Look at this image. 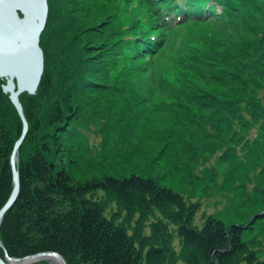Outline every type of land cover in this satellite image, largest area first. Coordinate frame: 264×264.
I'll return each instance as SVG.
<instances>
[{"label":"trees","instance_id":"16d2710c","mask_svg":"<svg viewBox=\"0 0 264 264\" xmlns=\"http://www.w3.org/2000/svg\"><path fill=\"white\" fill-rule=\"evenodd\" d=\"M129 1L140 5L124 10L117 8L121 0H110L102 12L96 2L94 8L92 1L66 0L80 13V24L87 25L76 35L80 24L67 19L60 7L64 2H56L54 13L48 0L39 42L44 70L36 92L19 96L28 131L17 152L20 189L0 221V256L22 259L54 251L66 264H264L247 237V226L226 224L206 213L198 221L199 203L154 176L87 172L91 163L84 155L91 151L81 131L89 122L88 109L107 89L109 78L116 77L113 90L119 93L128 90L136 70L154 85L147 56L154 55L166 29L181 15L180 22L202 26L207 19L216 20L219 30L209 33L215 59L223 55L225 60L244 62L235 61L230 70L246 77L241 81L247 92L239 90L236 100L245 94L255 97V87L264 88V0ZM121 17V24L114 22ZM84 33L97 42H84ZM91 51L97 52L88 54ZM215 59L211 65L216 70L226 69ZM173 77L180 92L196 91L186 89L193 85L225 104L226 92L221 93L217 79L216 87L204 83L188 68L177 70ZM4 83L0 78V208L13 189L10 157L23 128ZM87 93L95 97L88 99ZM144 93L129 90L136 101L144 99ZM258 214L255 218L262 216Z\"/></svg>","mask_w":264,"mask_h":264},{"label":"rangeland","instance_id":"374dc122","mask_svg":"<svg viewBox=\"0 0 264 264\" xmlns=\"http://www.w3.org/2000/svg\"><path fill=\"white\" fill-rule=\"evenodd\" d=\"M60 1L64 2L60 7L67 12V19L80 24V13L69 8L66 0H51L54 13ZM90 1L94 8L99 4L102 12L110 4V0ZM134 4L140 5L121 0L117 8L130 10ZM91 13L92 9L87 14ZM181 16L166 29L154 55L147 56L146 67L149 65L155 74L153 83L157 88L136 70L124 92L113 90L116 77H111L109 82L105 80L107 89L102 94H85L88 99L95 97L86 114L89 122L81 127L91 151L84 155L91 163L87 172L154 176L161 184L199 203L198 221L206 213L219 216L226 224L247 226V237L264 258V88L255 87V97L245 94L243 100H236L239 90L247 92L241 81L246 77L230 70H234L235 61L238 65L245 63L235 58L225 60L221 55L216 59L226 69L216 70V65H211L216 48L209 33H216L220 26L213 18L207 19L204 26L195 21L180 22ZM122 17L114 22L121 24ZM86 26L78 25L75 34L85 32L82 29ZM85 34L84 42H97ZM186 68L215 87L217 79L221 93L226 92L225 104L193 85L186 89L196 91L180 92L173 75ZM186 81H190L189 73ZM134 89L145 91L144 96L139 95L144 99L130 98L129 90ZM106 112L113 116H104ZM257 213L262 216L255 218ZM51 263L45 260L41 264Z\"/></svg>","mask_w":264,"mask_h":264},{"label":"water","instance_id":"95a60500","mask_svg":"<svg viewBox=\"0 0 264 264\" xmlns=\"http://www.w3.org/2000/svg\"><path fill=\"white\" fill-rule=\"evenodd\" d=\"M48 10V0H0V78L6 80L3 90L9 93L23 124L22 133L10 157L13 189L0 208V221L14 203L20 189L17 152L28 131V121L19 96L23 92L35 93L39 85L44 70V53L39 42ZM40 254L55 256L62 264H66L64 258L54 251L39 252L24 258ZM9 258L19 259L5 254L4 257L0 256V264H9Z\"/></svg>","mask_w":264,"mask_h":264},{"label":"bare ground","instance_id":"6f19581e","mask_svg":"<svg viewBox=\"0 0 264 264\" xmlns=\"http://www.w3.org/2000/svg\"><path fill=\"white\" fill-rule=\"evenodd\" d=\"M45 260H50L51 264H62L59 258L48 254H40L36 256H30L23 259H8L9 264H41Z\"/></svg>","mask_w":264,"mask_h":264}]
</instances>
